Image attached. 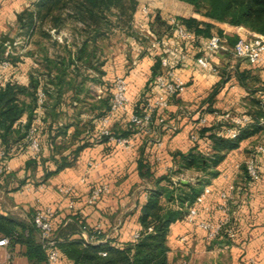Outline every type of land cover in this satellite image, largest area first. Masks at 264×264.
Here are the masks:
<instances>
[{"label": "crops", "instance_id": "0c3cea01", "mask_svg": "<svg viewBox=\"0 0 264 264\" xmlns=\"http://www.w3.org/2000/svg\"><path fill=\"white\" fill-rule=\"evenodd\" d=\"M36 1L0 0V42L6 45L5 54L10 52L20 57L2 68L0 87L7 82L29 86L35 79L37 94L40 89H47L43 120H35L38 108L35 106L33 112L25 110L14 125H24L32 117L31 126L34 124L37 128L42 150L39 155L29 150L28 135L12 136L15 150L7 161L10 169L0 172V213L31 220L37 208L52 205L57 229L73 221L77 214L80 222L102 231L114 243H123L133 239L142 227V205L152 186L145 177L143 163L150 164L156 177L168 174L178 165L179 152L207 153L214 144L209 133L219 129L227 135L223 130L234 118L245 117L250 121L249 98L255 88L264 86V62L254 65L223 44V48L210 56L216 70L205 69L196 58L205 53L211 38L201 36L185 42L187 57L181 59L176 53L179 49L176 36L169 32L163 36L165 45L156 49L136 39L122 48L119 44L103 43L100 38L91 45L96 52L94 63L97 64V57L100 60V71L78 61L70 63L65 78L60 79L57 67L47 74L41 72L45 66L44 53L54 58L58 53L67 56L68 49L76 52L81 45L71 44L66 38L63 43H46L45 51L35 44L33 49L32 42L28 43L32 31L23 30L20 22L23 12L34 8ZM155 7L165 17H173L163 4ZM141 16L136 14L137 26ZM64 29L62 33L67 34ZM5 33L16 37L14 45L3 40ZM53 37L55 40L56 35ZM24 38H27L25 46L22 45ZM168 46L174 49L172 65L186 82V89L173 95L168 107L160 112L178 128H162L160 144L155 142L156 129L136 133L132 147H121L105 139L99 134L97 117L110 105L115 76L124 75L128 81V112H117L112 125L121 133L129 126V112L140 111L145 100L155 98L161 91L155 84L154 64ZM260 90L256 95L260 96ZM25 98L27 102L31 99ZM203 127H210L205 134L201 132ZM193 134L197 135L196 139L192 138ZM260 145H264V129L227 148L216 165V174L205 173L208 179L202 192L207 185L211 191L199 204L195 221L183 217L170 224L168 241L174 264H185V261L201 264L204 259L211 264H223L218 252L224 248H230L243 264H264V152L257 154V178H250L245 169L250 152ZM5 146L0 137V149ZM202 173L188 169L183 173L184 181ZM102 183H108L109 190L94 203L89 202L91 189ZM67 187L72 188L70 192L65 191ZM224 190L232 192L228 212L219 207ZM225 216L230 217L235 235L222 232L219 243L210 240L206 230L197 224L202 219L219 221ZM81 234L87 236V230L83 228L72 237ZM184 235L186 242L181 240ZM36 237L41 242L39 230ZM24 249L20 245L15 247L14 264L29 263L22 253ZM62 264L70 261L65 258Z\"/></svg>", "mask_w": 264, "mask_h": 264}, {"label": "trees", "instance_id": "16d2710c", "mask_svg": "<svg viewBox=\"0 0 264 264\" xmlns=\"http://www.w3.org/2000/svg\"><path fill=\"white\" fill-rule=\"evenodd\" d=\"M128 1L131 6L132 36L137 40L149 43L151 37L162 40L164 35L173 33L175 24L172 23L171 17L162 14L161 9H156L148 21L150 37L136 29L134 26L136 14L142 13L139 0L36 1L34 8L27 9L22 14L20 27L23 30L33 31L40 27V22L49 19L55 21L56 29L60 30L69 17L83 25L81 31L73 36V44L81 45L77 47V51L68 49L67 56L58 53L55 58L44 53L45 66L41 72L47 74L49 70L57 67L58 77L63 79L67 74L68 65L78 61H83L100 71V60L97 57V64L94 63L96 52L92 50L94 48L91 45L104 35L103 24L109 20L106 11L113 6L125 11ZM164 7L170 11L176 21L193 32L194 40L201 36L217 37L221 44L234 48L242 35L243 25L264 34V0H164ZM43 32L44 35L48 33ZM47 36L50 39L53 37L51 34ZM54 41L55 44L58 43L57 39ZM5 48L6 45L0 42V62L20 59L19 55L10 52L5 54ZM160 72H162L161 57H157L154 64L155 76ZM37 85V81L32 79L29 86L7 82L0 87V137L8 151L14 146V141L11 139L14 134L20 133L25 136L28 134L32 117L24 125L16 127L14 125L25 110L33 112L34 107L38 106ZM261 88L264 86L257 87L251 92L248 109L250 121L240 127L235 137L224 135L219 129L209 133L208 136H211L214 142L209 152L202 153L201 150L179 152L178 165L171 168L168 174L158 177L154 176L148 162L143 163L145 177L152 186L142 205L140 216L142 227L136 239L114 243L106 238L102 231L80 222L78 215L75 214L73 221L56 230L62 262L66 258L70 264H174L168 241L170 224L178 218H183L197 200L208 179L205 173L214 175L218 172L216 165L224 156V151L229 147L237 146L244 137L264 129V102L259 95H256ZM44 91L47 94V89L44 88ZM25 97H30V101L27 102ZM109 107L110 105L98 116ZM209 128L203 127L201 132L205 134ZM113 132L118 135H129L133 129L129 125L124 132H116L115 129ZM103 137L108 139L107 136ZM191 168L200 170L204 174L196 175L193 180L184 181L186 177L183 173ZM32 219L33 214L31 220H27L16 215L0 213V236L10 237V248L13 251L17 245L24 246L22 253L29 259L30 264H44V262L49 264L43 245L36 237L38 228ZM83 228L87 230V236L81 234L72 237V234L80 232ZM214 241L219 243L218 238Z\"/></svg>", "mask_w": 264, "mask_h": 264}, {"label": "built area", "instance_id": "2783aa9c", "mask_svg": "<svg viewBox=\"0 0 264 264\" xmlns=\"http://www.w3.org/2000/svg\"><path fill=\"white\" fill-rule=\"evenodd\" d=\"M150 4V3H149ZM155 10L151 9L149 5L143 4L141 12L147 18L148 22L150 16ZM141 23L137 28L145 36H149V26L147 22ZM172 23L175 24L173 35L176 36V45L179 46L176 53L181 59L187 57V52L183 48L184 43L194 40V34L187 29L184 25L176 21L174 17L171 18ZM165 37L162 40H158L155 37H151L149 40V46L156 49L161 45H165ZM217 37H212L210 42L206 45L205 53L196 58V61L205 69H215L212 64L210 56L216 54L219 49L223 48ZM234 51L237 56H245L249 59L250 63L254 65H260L264 62V34L253 33L251 35L242 34L237 43L234 46ZM172 53L174 49L168 46L166 52L161 55V67L162 72L155 76V84L161 90L157 96L153 99H147L144 101L143 107L140 111L134 110L129 112V125H131L133 132L129 135H118L113 132V120L117 112L127 113L129 109V97H128V81L124 75H116L113 79L112 97L110 107L101 115L97 117L100 124L99 134L107 136L109 140L115 142L121 147H132L134 145V135L136 133L150 132L156 129L157 135L155 136V142L160 144L161 130L164 127L176 130L178 125L167 121L166 117L160 112L170 103V98L181 93L186 89V82L176 74L172 65ZM10 64V61L4 60L0 62V81L2 78V68ZM260 97L264 102V90H260ZM46 98L44 89L38 91V108L36 112V121L43 120V107ZM233 123L226 125L224 132L232 137H235L241 126H243L248 119L245 117L234 118ZM29 150L39 155L42 146L37 134V128L33 124L28 131ZM192 138L196 139L197 135L193 134ZM14 147L9 151L5 148L0 149L1 161L0 172H5L10 169V165L7 163L8 159L14 152ZM258 152H264V145L258 146L255 150L250 152L246 160V173L250 178H257L259 176V167L257 164ZM233 186L231 187V189ZM71 187L65 188V191L70 192ZM109 190L108 183H102L94 186L89 195V202L94 203L104 193ZM211 191V187L207 185L204 191L197 197L196 202L190 206L188 212L184 218L190 221H195V217L199 212V204L203 203L206 195ZM232 192L224 190L221 193V201L219 207L228 212L229 202ZM70 206H73L71 202ZM55 208L52 205H46L44 207L37 208L33 214V223L38 228L40 233L41 243L46 252L47 261L49 264H62L61 251L58 246V237L56 234V226L54 225ZM198 226L206 230L207 237L210 240L217 239L222 232H225L229 236L235 235V229L231 225L230 217L225 216L219 221H210L202 219L197 222ZM139 236V232L135 234L136 239ZM182 241H187V237L184 235L181 237ZM14 259V251L10 248V237L2 235L0 236V264H12ZM185 264H190L189 261H185Z\"/></svg>", "mask_w": 264, "mask_h": 264}, {"label": "rangeland", "instance_id": "374dc122", "mask_svg": "<svg viewBox=\"0 0 264 264\" xmlns=\"http://www.w3.org/2000/svg\"><path fill=\"white\" fill-rule=\"evenodd\" d=\"M139 1H141V7L143 4L149 5V7H151V9L153 10L156 9V7L154 8L155 5L158 4L164 5V0H139ZM130 8H131L130 2L128 1L126 3L125 11H122L121 8H117L116 6H113L106 11L107 19L109 20H106L103 24L104 27L103 28L104 35L102 37V39L104 40L103 43L119 44L120 47L123 48L125 47L126 44L128 45L131 39H136L134 36H132ZM141 15L142 16L139 18L137 22L139 27L140 24L144 23L147 19L143 15V13H141ZM56 25H57L56 22L55 21L52 22L50 19L40 22V27L32 31V36L30 37V39L28 38L29 39L28 43L30 44L32 42L33 49L35 44L38 48H40L41 51H45L44 49L46 43L55 44V41L53 40L54 37L53 38L51 37L50 39V37H48L49 35L47 36V34H51V35L54 34L56 35L55 39H57V41H59L60 43H63V41H65L66 38H68L69 42L73 44L74 41L73 36L79 33L81 31V28L83 27L81 23H77L71 17H69V19L65 21V25H63V27L60 30L56 29L57 28ZM134 26L136 29H138L137 25L135 24V20H134ZM63 29L66 30L67 34L62 33ZM43 31H46V33L47 32L48 33L44 35ZM241 33L244 35H251L253 33H259V32L252 30L249 26L243 25ZM137 41L140 42L141 40H137ZM25 44H27V38H24L22 40V45L25 46ZM101 57L102 56H100V59ZM218 253L221 254L220 259L223 262V264H243L244 262L243 260L239 259L237 256L234 257L230 248H224L223 250H220V252ZM203 263L211 264V262L210 261L208 262L207 259H204L201 262V264ZM28 264H30V261Z\"/></svg>", "mask_w": 264, "mask_h": 264}, {"label": "water", "instance_id": "95a60500", "mask_svg": "<svg viewBox=\"0 0 264 264\" xmlns=\"http://www.w3.org/2000/svg\"><path fill=\"white\" fill-rule=\"evenodd\" d=\"M3 40L6 41V42H9L11 45H14L15 42H16V37L11 36L8 33H5L4 36H3Z\"/></svg>", "mask_w": 264, "mask_h": 264}]
</instances>
